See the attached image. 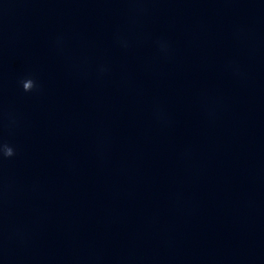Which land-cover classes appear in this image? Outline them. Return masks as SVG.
I'll use <instances>...</instances> for the list:
<instances>
[{"label": "clouds", "instance_id": "1", "mask_svg": "<svg viewBox=\"0 0 264 264\" xmlns=\"http://www.w3.org/2000/svg\"><path fill=\"white\" fill-rule=\"evenodd\" d=\"M23 90L25 92H30L35 87V82L29 78L22 81ZM2 153L4 157H12L14 155V150L12 147L8 146L7 144H3L2 146Z\"/></svg>", "mask_w": 264, "mask_h": 264}]
</instances>
